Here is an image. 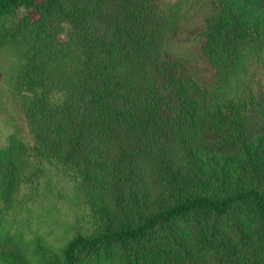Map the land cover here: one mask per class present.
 Returning <instances> with one entry per match:
<instances>
[{"label": "trees", "instance_id": "trees-1", "mask_svg": "<svg viewBox=\"0 0 264 264\" xmlns=\"http://www.w3.org/2000/svg\"><path fill=\"white\" fill-rule=\"evenodd\" d=\"M205 1L207 82L158 0H0L33 139L0 147V217L49 170L89 211L62 246L7 243L0 264H264V0Z\"/></svg>", "mask_w": 264, "mask_h": 264}, {"label": "rangeland", "instance_id": "rangeland-1", "mask_svg": "<svg viewBox=\"0 0 264 264\" xmlns=\"http://www.w3.org/2000/svg\"><path fill=\"white\" fill-rule=\"evenodd\" d=\"M158 3L168 31L166 45L169 50L185 60L198 79L209 81L212 71L202 58L198 37L209 4L205 0H158ZM16 59L13 50L0 49V147L7 145L9 135L13 133L28 144L33 142L24 117L22 99L13 85ZM260 81L263 86L262 78ZM259 97H264L263 91ZM34 186L36 188L28 192L22 183L21 202L0 217V246L14 242L31 249L27 253L33 256L32 240L36 236L58 248L74 233L89 226V211L65 178L49 170Z\"/></svg>", "mask_w": 264, "mask_h": 264}]
</instances>
